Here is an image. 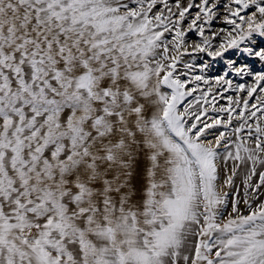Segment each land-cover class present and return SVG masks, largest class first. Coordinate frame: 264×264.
<instances>
[{
	"label": "snow or ice",
	"instance_id": "6c2138e0",
	"mask_svg": "<svg viewBox=\"0 0 264 264\" xmlns=\"http://www.w3.org/2000/svg\"><path fill=\"white\" fill-rule=\"evenodd\" d=\"M257 37L264 0H0V264H264Z\"/></svg>",
	"mask_w": 264,
	"mask_h": 264
},
{
	"label": "rangeland",
	"instance_id": "374dc122",
	"mask_svg": "<svg viewBox=\"0 0 264 264\" xmlns=\"http://www.w3.org/2000/svg\"><path fill=\"white\" fill-rule=\"evenodd\" d=\"M218 21L219 20L214 21L213 24H221V22H218ZM190 37H192L194 39H192ZM188 38L191 41V40L197 39V36H196L195 32H191V33L188 34ZM257 44H258V46H264V38L257 37ZM231 55H238V57L245 58V61L244 62H240V61L239 62L240 63H247V64H249L254 71H264V63L260 62L258 59L247 57L246 55H244L242 53H238L236 50H230L228 53H226V58L227 57H230ZM204 60H205L206 63H209L210 64V67L209 68H214V67L220 65L221 62L223 61V59H220V58H217L215 60H212L207 55L201 54L198 57V59L192 60L191 62L198 63L199 64V63H205ZM219 103H225V101H219ZM237 183H239V180L237 181Z\"/></svg>",
	"mask_w": 264,
	"mask_h": 264
},
{
	"label": "bare ground",
	"instance_id": "6f19581e",
	"mask_svg": "<svg viewBox=\"0 0 264 264\" xmlns=\"http://www.w3.org/2000/svg\"><path fill=\"white\" fill-rule=\"evenodd\" d=\"M218 22H220V21H218ZM217 23V22H216ZM221 26H223L222 24H213V27H221ZM190 38H192V37H190ZM189 39V38H188ZM192 39H194V38H192ZM190 40V39H189ZM200 56V55H199ZM227 58H230V59H234V60H236L237 62H244L245 61V58H241V57H238V55H231L230 57H227ZM200 61V60H199ZM222 61V60H221ZM204 62H205V60H204ZM239 62V63H240ZM206 63V62H205ZM196 64H198V63H196ZM215 64V63H214ZM212 65V64H211ZM225 62H224V60L221 62V64L220 65H218V66H216V67H214V68H209L208 69V74L209 75H212V76H215V75H217V74H222L223 73V71L225 70Z\"/></svg>",
	"mask_w": 264,
	"mask_h": 264
}]
</instances>
